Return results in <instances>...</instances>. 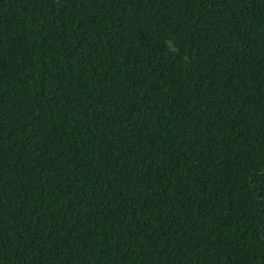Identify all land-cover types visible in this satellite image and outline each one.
Listing matches in <instances>:
<instances>
[{
	"label": "trees",
	"instance_id": "trees-1",
	"mask_svg": "<svg viewBox=\"0 0 264 264\" xmlns=\"http://www.w3.org/2000/svg\"><path fill=\"white\" fill-rule=\"evenodd\" d=\"M0 264H264V0H0Z\"/></svg>",
	"mask_w": 264,
	"mask_h": 264
}]
</instances>
